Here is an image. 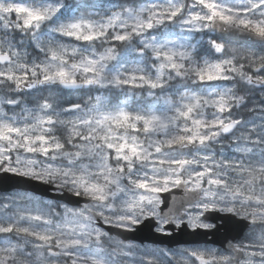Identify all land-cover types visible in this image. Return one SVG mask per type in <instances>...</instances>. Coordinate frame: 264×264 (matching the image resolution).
Returning <instances> with one entry per match:
<instances>
[{"label":"snow or ice","instance_id":"6c2138e0","mask_svg":"<svg viewBox=\"0 0 264 264\" xmlns=\"http://www.w3.org/2000/svg\"><path fill=\"white\" fill-rule=\"evenodd\" d=\"M0 174V264H264V0H0Z\"/></svg>","mask_w":264,"mask_h":264},{"label":"water","instance_id":"95a60500","mask_svg":"<svg viewBox=\"0 0 264 264\" xmlns=\"http://www.w3.org/2000/svg\"><path fill=\"white\" fill-rule=\"evenodd\" d=\"M13 190H21V191H36L39 195L43 192V186L39 185L37 182L34 181H26L23 178L14 177L11 174H0V193H4L6 191H13ZM176 194L179 196V190H176ZM167 195V194H165ZM238 230L241 233L245 229L241 227H236L230 231ZM113 234L116 235V230H113ZM129 239L168 246H177L178 241H190L193 239H197L202 241V239L206 235H199V236H191L187 234V232L180 233V232H173L171 236H164L161 234L154 233L150 228H142L135 233L126 234ZM213 235V234H212ZM219 236V233L215 234L214 236Z\"/></svg>","mask_w":264,"mask_h":264},{"label":"flooded vegetation","instance_id":"af4514ba","mask_svg":"<svg viewBox=\"0 0 264 264\" xmlns=\"http://www.w3.org/2000/svg\"><path fill=\"white\" fill-rule=\"evenodd\" d=\"M247 233V229H245L243 231V233L240 234V232L238 230H234V231H229L227 233V235L229 237H232V236H238L239 238L243 239L245 237V234ZM224 233L221 232L219 233V236H214L212 234H207L203 239H202V242L203 241H208L210 246H214V247H220L221 244L223 243L224 241ZM132 240V239H130ZM133 242L137 243V244H143V245H146L148 246L149 248H153V247H169L168 245H159V244H156V243H150V242H140V241H136V240H132Z\"/></svg>","mask_w":264,"mask_h":264},{"label":"rangeland","instance_id":"374dc122","mask_svg":"<svg viewBox=\"0 0 264 264\" xmlns=\"http://www.w3.org/2000/svg\"><path fill=\"white\" fill-rule=\"evenodd\" d=\"M115 236V235H114ZM135 243V242H134ZM137 244V243H136Z\"/></svg>","mask_w":264,"mask_h":264}]
</instances>
